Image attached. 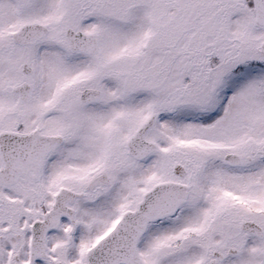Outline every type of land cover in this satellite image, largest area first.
<instances>
[{
    "label": "snow or ice",
    "instance_id": "1",
    "mask_svg": "<svg viewBox=\"0 0 264 264\" xmlns=\"http://www.w3.org/2000/svg\"><path fill=\"white\" fill-rule=\"evenodd\" d=\"M0 264H264V0H0Z\"/></svg>",
    "mask_w": 264,
    "mask_h": 264
}]
</instances>
